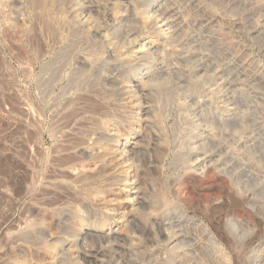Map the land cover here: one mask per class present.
Masks as SVG:
<instances>
[{"label":"rangeland","instance_id":"rangeland-1","mask_svg":"<svg viewBox=\"0 0 264 264\" xmlns=\"http://www.w3.org/2000/svg\"><path fill=\"white\" fill-rule=\"evenodd\" d=\"M51 3L0 0V264H264V0Z\"/></svg>","mask_w":264,"mask_h":264},{"label":"bare ground","instance_id":"bare-ground-1","mask_svg":"<svg viewBox=\"0 0 264 264\" xmlns=\"http://www.w3.org/2000/svg\"><path fill=\"white\" fill-rule=\"evenodd\" d=\"M45 2L48 4V6L49 5H51L52 3H51V0H45ZM88 17V16H87ZM80 23H82V24H84V25H86L87 24V18L85 17V16H82V17H80ZM160 22V21H159ZM160 27H163L164 28V31L165 30H167L168 28H169V26H168V23H166V21L164 22H161V25H160ZM46 30L47 31H49V25L46 23ZM61 57H63V55L61 56V54L60 53H56L55 54V60H52V61H50V62H47V63H45L44 64V69L42 70V72H43V82H45V84L46 85H49V84H51L52 83V81H53V84L51 85V86H55V85H57V84H59L61 81H62V79H64L63 78V76L61 75V73H62V67H63V65H62V60H61ZM51 62H53L52 64H51ZM76 63H77V66H74V69L73 70H86L88 67H90L91 65H92V61H91V59L90 58H85V57H83V56H79L78 57V59H76ZM65 69V68H64ZM72 70V71H73ZM68 71H70V70H68ZM71 71V72H72ZM69 73L68 75H67V80L68 81H70V82H68V83H70V84H72V86H74V84L76 83V75H73L72 73ZM63 73H65L64 72V70H63ZM65 75V74H64ZM65 75V76H66ZM66 78V77H65ZM74 82V84H73V82ZM133 82V81H132ZM140 84V82H136V83H132V84H130L129 85V88H128V91L131 93V95L132 96H134V98L136 99V101H138V114H140V113H142V110L144 109V106L142 105V103H141V98H142V96H143V89H142V85H139ZM65 85V84H64ZM62 86V85H61ZM68 87V86H67ZM71 87V86H70ZM82 87H83V84H82ZM72 88V87H71ZM64 89V91L66 90L67 91V89H65V87L63 88ZM62 90V89H61ZM61 90L59 91V94L57 95V98L59 99V98H61V94H65L66 93V91H65V93H64V91L62 90V92H61ZM88 104H89V108H85V110L86 111H88V112H91L90 114H97L99 117L98 118H93V122H92V124L95 126V127H97V129H98V134H99V136L101 137V138H106V139H108L109 137H106V135H108L109 133H108V131H107V129L105 128V127H103L104 125V121H105V117H107V115H109L108 114V111H106V110H104V109H102V107H100L99 105H97V104H95L94 102H88ZM69 105V104H68ZM67 105V106H68ZM75 104H71V106H74ZM77 108V107H76ZM83 108V109H84ZM71 110H69L70 112L73 110V107H71L70 108ZM74 109H75V107H74ZM78 109V108H77ZM76 109V110H77ZM85 110H83V111H85ZM92 114V115H93ZM91 115V116H92ZM94 117V116H93ZM138 118H140V117H138ZM95 119V120H94ZM140 120V119H139ZM142 121V118H141V120H140V122ZM139 122V121H138ZM139 122V124H141ZM138 124V125H139ZM108 126V125H107ZM109 127V126H108ZM108 130H109V128H108ZM133 133V132H132ZM131 133V134H132ZM134 135V133L132 134V136ZM132 143H134V142H130V140L128 139V138H125L124 140H123V142H121L120 144L118 143L117 145H116V147L114 148V151H112L114 154H116L117 156H116V158H117V160H121V162H120V165H125L124 164V162H125V152H126V147H127V145L129 146V145H131ZM130 147V146H129ZM131 149H133L132 147H131ZM90 152L92 153L93 152V150L91 149L90 150ZM83 154H84V152H83ZM70 165V164H69ZM66 167V166H65ZM83 168H84V166H82ZM70 169V168H69ZM78 170V169H77ZM84 170V169H83ZM74 171H75V169H74ZM80 171H81V169H80ZM80 171H78V172H80ZM76 172V171H75ZM82 172V171H81ZM84 172V171H83ZM76 176H78V175H76ZM132 178V179H131ZM130 179V183H128L129 180ZM124 180H125V183H124V186H125V188H126V191H125V194H126V197H127V199L129 198V195L131 194V193H133V195L131 194V196L133 197V199L132 200H134V198L135 199H137L136 197L138 196L137 195V192H138V188H139V186L137 187V184H136V182H137V179H135V177L133 176V174H127L126 175V177L124 176ZM129 184H130V186H131V188H130V190H129V188H128V186H129ZM131 197V198H132ZM136 201H138V200H136ZM84 231V230H83ZM109 231L110 232H112V229H108V231H106V232H104V233H98L96 230H92V229H87V228H85V233L84 234H86V233H89V234H94L95 233V235L97 234V235H99L100 234V236L101 237H105V236H107V234L109 233ZM115 231V230H114ZM80 232V231H79ZM48 247V246H47ZM57 250H59V249H57ZM243 250V249H242ZM47 251H49V250H47ZM255 251H257L256 249H255ZM254 251V252H255ZM54 252V251H53ZM256 253V252H255ZM252 255V254H251ZM53 256V255H52ZM56 256H57V253L55 252V254H54V258L56 259ZM58 258V257H57ZM54 259V260H55ZM247 264H255V261L253 260V257H250V259H249V257H248V261H247Z\"/></svg>","mask_w":264,"mask_h":264}]
</instances>
